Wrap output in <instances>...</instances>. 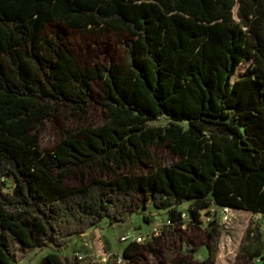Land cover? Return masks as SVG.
I'll return each mask as SVG.
<instances>
[{
  "label": "trees",
  "instance_id": "1",
  "mask_svg": "<svg viewBox=\"0 0 264 264\" xmlns=\"http://www.w3.org/2000/svg\"><path fill=\"white\" fill-rule=\"evenodd\" d=\"M48 24L127 35L126 64L80 67L61 33L44 36ZM96 80L104 121L44 149V118L70 108L81 119ZM151 147L173 159L155 165ZM94 166L110 175L67 184ZM184 201L191 224L212 205L264 215V0H0V264H20L18 246L50 249L38 264H77L60 251L105 218L149 222L152 207L171 228L185 223ZM157 237L122 255L153 251ZM247 253L264 264V239Z\"/></svg>",
  "mask_w": 264,
  "mask_h": 264
},
{
  "label": "rangeland",
  "instance_id": "2",
  "mask_svg": "<svg viewBox=\"0 0 264 264\" xmlns=\"http://www.w3.org/2000/svg\"><path fill=\"white\" fill-rule=\"evenodd\" d=\"M55 32L63 35L65 43L73 50L80 67L104 65L115 61L126 64L125 41L128 36L110 31L92 34L84 30L71 29L56 24H48L44 36L49 39ZM251 60L242 62L234 78L243 76ZM103 80H96L92 85L93 103L87 113L80 119L73 115L70 108H61L44 118L38 126L40 144L44 149H51L66 135L68 131H76L89 126H97L105 119L101 97ZM168 119H161L154 124H167ZM150 152L155 165H165L171 162L173 156L165 147H151ZM134 170L137 174L147 171L149 167L141 164ZM87 175L80 173L71 175L67 184L80 186L94 178H105L110 170L101 166L84 168ZM119 174H129L128 167L118 170ZM4 179V178H3ZM12 180H6V191L11 192ZM190 201H184L178 208L188 212ZM145 214L136 212L128 216L126 221L110 223L105 218L99 226L85 233L84 240L73 237L72 242L62 251L61 256L68 262L74 260L76 254L83 256L77 264H261L259 259L250 260L247 248L257 243V236L264 239V215L242 209L230 208L225 211L221 206L212 205L201 210L199 224H191L186 219L184 224L164 228L163 234L155 238L154 250L134 251V258L128 259L122 255L124 247L129 243L122 241L125 234L142 235L147 240L155 236L153 228L168 217L167 210L148 208ZM215 222L214 224H212ZM18 246L17 256L20 264H38L41 257L50 249H23Z\"/></svg>",
  "mask_w": 264,
  "mask_h": 264
},
{
  "label": "built area",
  "instance_id": "3",
  "mask_svg": "<svg viewBox=\"0 0 264 264\" xmlns=\"http://www.w3.org/2000/svg\"><path fill=\"white\" fill-rule=\"evenodd\" d=\"M216 206V205H214ZM225 211L229 210L230 207L228 206H221ZM182 211V220L185 222L186 219H190V213L189 211H185V210H181ZM172 225V221L171 219L169 218V216L162 222V224L158 225L157 227L153 228V231H154V236H160L162 233H163V230L164 228H167L169 226ZM152 239V236L151 238ZM121 240L122 241H137V242H144L146 241L147 239L145 237H143L142 235H132V234H125L121 237ZM76 256L78 257V259H82L83 256L79 253L76 254Z\"/></svg>",
  "mask_w": 264,
  "mask_h": 264
},
{
  "label": "crops",
  "instance_id": "4",
  "mask_svg": "<svg viewBox=\"0 0 264 264\" xmlns=\"http://www.w3.org/2000/svg\"><path fill=\"white\" fill-rule=\"evenodd\" d=\"M84 236H85V234H83L82 236H80V238H83V240H84Z\"/></svg>",
  "mask_w": 264,
  "mask_h": 264
}]
</instances>
